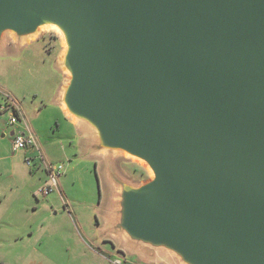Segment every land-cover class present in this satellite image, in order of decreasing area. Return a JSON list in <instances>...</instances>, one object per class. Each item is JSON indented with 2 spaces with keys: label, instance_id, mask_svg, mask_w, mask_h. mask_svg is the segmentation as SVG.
Returning <instances> with one entry per match:
<instances>
[{
  "label": "water",
  "instance_id": "1",
  "mask_svg": "<svg viewBox=\"0 0 264 264\" xmlns=\"http://www.w3.org/2000/svg\"><path fill=\"white\" fill-rule=\"evenodd\" d=\"M46 26L66 45L68 117L153 174L114 183L122 242L264 264V0H0V45Z\"/></svg>",
  "mask_w": 264,
  "mask_h": 264
},
{
  "label": "rangeland",
  "instance_id": "2",
  "mask_svg": "<svg viewBox=\"0 0 264 264\" xmlns=\"http://www.w3.org/2000/svg\"><path fill=\"white\" fill-rule=\"evenodd\" d=\"M48 27L24 46L10 43L14 35L7 34L9 45H0V91L14 98L24 111H30V117H41L36 124L46 133L47 141L77 153L71 159L51 161L67 165L66 174L71 179L66 185L60 181L59 188L67 196L72 220L81 229L69 225L71 218L61 197L54 196L55 209L50 203L43 204L50 196L35 197L41 187L35 181L39 171L32 172L26 164V149H13L9 114H0V263L170 264L163 254L155 257L130 240L122 242L121 232L110 226L117 217L114 183L121 177L134 186L143 185L153 178L148 166L122 152L103 154L87 126H82L83 134L78 138L62 137L64 129L67 134L70 128L76 133L54 113L60 101L55 104V99L63 96L69 77L59 62L66 45L59 30ZM26 118L32 127L31 119ZM41 224L51 226L48 233Z\"/></svg>",
  "mask_w": 264,
  "mask_h": 264
},
{
  "label": "built area",
  "instance_id": "3",
  "mask_svg": "<svg viewBox=\"0 0 264 264\" xmlns=\"http://www.w3.org/2000/svg\"><path fill=\"white\" fill-rule=\"evenodd\" d=\"M0 114H9V125L16 128L12 136L13 149L20 151L28 148H34L36 154L34 157H27L26 164L32 169H42L47 180L38 191L39 196L47 197L53 192L59 191V183L61 178L66 174L65 165L54 164L50 162L40 149L35 135L30 131L28 121L24 112L16 103L15 99L9 94L0 91ZM22 125V127H19ZM121 264L120 261L116 262Z\"/></svg>",
  "mask_w": 264,
  "mask_h": 264
},
{
  "label": "crops",
  "instance_id": "4",
  "mask_svg": "<svg viewBox=\"0 0 264 264\" xmlns=\"http://www.w3.org/2000/svg\"><path fill=\"white\" fill-rule=\"evenodd\" d=\"M58 100H59V98L55 99V104L57 103ZM16 103L22 109V107L20 106V104L17 101H16ZM56 105L58 107H57V109H55L54 113L58 114V116L61 119H63L64 122H66V124H69L70 126H72L74 128L75 132H76V133H74L73 129H71L69 127L71 132L70 133L68 132L69 134H67L66 129H64L62 137H64V138H78L79 136H82L83 128L78 123H76L75 121L71 120L68 117V114H67V112H66V110H65V108H64V106L62 104H56ZM22 111L24 112L25 117H28L29 119H31L32 127L28 123L30 131L35 135V137L37 139V143L40 146L41 151L43 152V154L45 155V157L49 161H51L52 159H53V161H54V159H57V160H59V159H71L72 156H76L77 155L76 152L74 154V151L67 152L64 149H61L59 146L56 147V143H51L50 141H47L46 133L42 130L41 126H38L36 124V121H41V117L38 114L35 115V116L33 114V117H30L29 116L30 111L26 112L23 109H22ZM42 113H43V111H41L39 114H42ZM19 127H22V125H19ZM14 130H16V128H14V127L9 130L10 131V135L14 132ZM3 138H4V135H3ZM11 140H12V137H11ZM55 148H57L59 151H55ZM35 154H36V150L34 148H28V149H26L24 151V159H26L27 157H34ZM71 161L72 160H70L69 162H71ZM65 166L67 167V165H65ZM37 170L39 172L36 175H39V176H38V178L37 177L35 178V181L37 183L41 184V186H43L45 184L46 180H47V175L42 169H38V168H36L35 170L31 169L32 172H34V171L36 172ZM70 179H71L70 178V174H69V176H68V173L65 174L60 180L61 181V185H66L67 182L70 181ZM55 195L59 196V198L61 197V200L63 201V205H64L65 210L67 211V213L69 212L68 216L71 218L70 221L72 223V225H71V223L69 222V225L72 228H76V230L79 231L81 229V225L79 223H76L74 220H72V217H71L72 212H71L70 206H69L68 201H67V196H66L65 192L64 193L62 192L61 188H59V192H57V194L53 193V194L49 195L50 196L49 199L47 200V202H44L43 204L50 203L52 209H55L54 208V202H55L54 196ZM35 197L38 198V199L40 198V196L38 195V192L35 194ZM63 214H66V213L64 212ZM41 223H43V222H41ZM41 226H42L41 229H43L45 231V233H48L49 229L51 228V226H47L45 224H41ZM73 230H75V229H73ZM74 232L76 233V231H74Z\"/></svg>",
  "mask_w": 264,
  "mask_h": 264
},
{
  "label": "bare ground",
  "instance_id": "5",
  "mask_svg": "<svg viewBox=\"0 0 264 264\" xmlns=\"http://www.w3.org/2000/svg\"><path fill=\"white\" fill-rule=\"evenodd\" d=\"M50 29V27H48V26H46V27H43V28H41L40 30H39V32H38V34L39 33H42L43 31H45V30H49ZM54 29V28H53ZM57 32V31H56Z\"/></svg>",
  "mask_w": 264,
  "mask_h": 264
},
{
  "label": "trees",
  "instance_id": "6",
  "mask_svg": "<svg viewBox=\"0 0 264 264\" xmlns=\"http://www.w3.org/2000/svg\"><path fill=\"white\" fill-rule=\"evenodd\" d=\"M0 264H2V263H0Z\"/></svg>",
  "mask_w": 264,
  "mask_h": 264
}]
</instances>
